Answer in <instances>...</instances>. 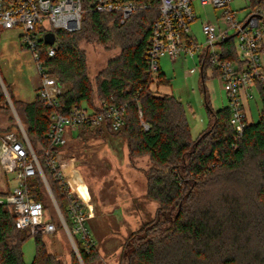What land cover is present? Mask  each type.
Wrapping results in <instances>:
<instances>
[{
	"label": "trees",
	"instance_id": "trees-1",
	"mask_svg": "<svg viewBox=\"0 0 264 264\" xmlns=\"http://www.w3.org/2000/svg\"><path fill=\"white\" fill-rule=\"evenodd\" d=\"M82 1L86 6L91 0ZM158 15L155 8L139 10L121 21L116 13L86 11L79 30L54 29L52 56L47 54L48 44L40 46L42 66L64 86L61 104L93 111H99L102 102L124 105L118 130L108 125H80L77 137L108 132L124 140L130 158L148 156L143 172L144 196L156 202V209L152 217L124 237L118 264H264V87L255 86L261 104L258 119L246 118L239 134L230 124L229 105L217 109L211 105L205 87L206 70L212 76L218 72L206 59L200 60L208 126L193 139L184 103L172 94H156L149 87L152 80L146 50ZM81 42L117 49L118 53L91 79ZM220 45L225 58L236 57L232 40ZM156 83H169L160 69ZM9 85L6 83L14 107L25 116L24 131L65 214L69 199L62 194L43 156L44 150L53 157L59 151L47 137L53 109L37 93L31 101L15 99ZM1 103L5 97L0 87ZM11 130L19 128L14 125L0 135ZM26 185L30 197L49 209L39 174L29 178ZM9 191L8 185L1 196ZM14 222L12 207L0 203V264H26L21 247L29 236L35 243L30 264H61L47 251L43 234L31 235L16 228ZM56 224L62 230L58 221ZM77 247L84 264H98L96 246L89 251L80 244Z\"/></svg>",
	"mask_w": 264,
	"mask_h": 264
},
{
	"label": "built area",
	"instance_id": "built-area-1",
	"mask_svg": "<svg viewBox=\"0 0 264 264\" xmlns=\"http://www.w3.org/2000/svg\"><path fill=\"white\" fill-rule=\"evenodd\" d=\"M232 0H91L86 6L82 0H0V27L19 28L22 45L30 50L35 72L38 76L36 93L52 108L47 137L55 148L66 143V131L78 126L99 127L108 125L118 130L123 123L124 105L102 102L99 111L87 110L83 106L61 104L64 86L48 75L40 62V46L44 34L62 29L74 32L80 29L83 13H116L124 21L139 10L155 8L159 12L153 22L146 50L148 70L151 74L149 87L156 90L157 74L162 57L174 61L181 56L192 58L199 51L198 62L206 59L217 70L228 104L231 109L230 124L241 134L247 118L244 99L251 97L248 89L256 85L264 87V0H250L249 10L238 17ZM210 5L218 9L212 18L199 15L194 4ZM200 21L204 42L198 43L191 30L193 21ZM234 42L235 58H225L220 43ZM49 45V44H48ZM55 52V42L47 48V54ZM209 70V69H208ZM210 71V70H209ZM154 85V87H152ZM243 93L245 98H243ZM146 127V126H145ZM45 163L58 181L62 194L69 199L66 212L60 210L38 157L23 127L0 135V162L15 180L9 193L0 198V203L10 205L15 214V227L33 234H53L57 224L47 216L43 203L30 197L27 189L29 178L39 174L49 193L57 220L64 230L72 248L80 255L77 244L89 251L95 242L87 227L88 215L79 198L74 196L69 182L62 175L49 150L43 151Z\"/></svg>",
	"mask_w": 264,
	"mask_h": 264
},
{
	"label": "rangeland",
	"instance_id": "rangeland-1",
	"mask_svg": "<svg viewBox=\"0 0 264 264\" xmlns=\"http://www.w3.org/2000/svg\"><path fill=\"white\" fill-rule=\"evenodd\" d=\"M230 5L238 10V17L241 18L250 8V0H232ZM194 6L199 15L209 18L219 12L218 9L214 12L210 5L199 6L195 3ZM191 30L197 42L203 43L199 20L192 22ZM20 33L19 28L0 27V87L5 97V103L0 105V132L14 125L18 128L21 125L23 129L27 125L22 110L13 105L6 83L10 84L15 99L31 101L36 93L34 86L38 82V76L34 61L30 50L21 45L18 36ZM80 47L85 50L91 79L109 58L118 53L117 49L106 50L96 43L81 42ZM199 51H195L192 58L181 56L172 61L163 57L159 60L161 69L169 80L168 84L161 85L184 103L193 139L208 126L197 64ZM191 68L196 70L190 71ZM209 79L206 80V90L213 108L227 105L222 84L216 78ZM151 90L159 93L155 89ZM247 91L251 94L248 97L251 116L256 121L261 108L258 91L255 88ZM65 136L66 143L59 147L57 163L69 182L72 193L79 198L88 215L87 227L98 250V264H118L124 237L152 217L156 209V202L144 196L143 172L148 167V156L130 158L124 140L108 132L97 136L77 137V130L69 129ZM14 184L12 175L7 174L0 162V198H3L1 195H4L8 185L12 187ZM44 190L43 197L49 205L46 214L57 219L45 186ZM42 239L47 251L56 256L61 264H84L72 248L64 230L58 228L53 234H43ZM21 249L23 261L30 264L35 252L34 237H27Z\"/></svg>",
	"mask_w": 264,
	"mask_h": 264
},
{
	"label": "crops",
	"instance_id": "crops-1",
	"mask_svg": "<svg viewBox=\"0 0 264 264\" xmlns=\"http://www.w3.org/2000/svg\"><path fill=\"white\" fill-rule=\"evenodd\" d=\"M237 12H238V10H237ZM261 54H262V58L264 59V48L262 49V52H261ZM163 58V57H162ZM183 58H185L184 56H183ZM199 61V60H198ZM198 64V68L200 69V63L198 62L197 63ZM160 70L162 71V69H161V66H160ZM196 70V68H191L190 69V71H195ZM163 72V71H162ZM164 73V72H163ZM165 75V74H164ZM209 78H216L220 83H221V81H220V79H219V76L217 75V76H212V74H211V72H209V70H206V79H205V87H208V84H207V86H206V82L208 81L207 79H209ZM207 80V81H206ZM210 80V79H209ZM209 83V82H208ZM37 84H38V82H37ZM37 84L34 86V90H35V88H36V86H37ZM210 87V89H211V91H213V89H212V85H210L209 86ZM207 89V88H206ZM208 90V89H207ZM36 91V90H35ZM156 91L157 92H159V93H165V94H169L168 93V89L166 88V87H163L161 84H157V86H156ZM159 93H156V94H159ZM159 95H161V94H159ZM226 98V97H225ZM243 98H245V94L243 93ZM212 105V104H211ZM244 106H245V111H246V115H247V119H248V121H252L253 120V118H252V116H251V112H250V108H249V103H248V98L246 99H244ZM74 194V193H73ZM74 196H76L75 194H74ZM77 197V196H76ZM78 198V197H77Z\"/></svg>",
	"mask_w": 264,
	"mask_h": 264
},
{
	"label": "water",
	"instance_id": "water-1",
	"mask_svg": "<svg viewBox=\"0 0 264 264\" xmlns=\"http://www.w3.org/2000/svg\"><path fill=\"white\" fill-rule=\"evenodd\" d=\"M43 41H44V43H46V44H53L54 42H55V33L54 32H47V33H45L44 34V37H43ZM1 85H2V83H1ZM3 87V86H2ZM4 89V88H3ZM11 104V103H10ZM22 127V126H21ZM79 258H80V260H81V257H80V255H77ZM82 261V260H81Z\"/></svg>",
	"mask_w": 264,
	"mask_h": 264
}]
</instances>
